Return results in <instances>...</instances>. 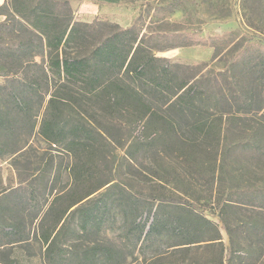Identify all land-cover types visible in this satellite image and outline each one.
Here are the masks:
<instances>
[{
    "label": "trees",
    "instance_id": "trees-1",
    "mask_svg": "<svg viewBox=\"0 0 264 264\" xmlns=\"http://www.w3.org/2000/svg\"><path fill=\"white\" fill-rule=\"evenodd\" d=\"M0 15L6 16L0 22V77L6 80L0 85V161L5 157L1 139L9 122L7 113L15 111L30 117L33 104L38 102L46 104L39 135L51 145H65L79 161L73 174L78 182L94 179L99 173L94 158L105 151L110 136L91 120L88 107L83 110L89 102L99 106L93 107L95 112L121 122L125 141L142 124L143 128L159 126L161 131L152 142L157 152L172 144L178 159L199 169L204 166L205 155L212 160L207 171L213 186L229 183L227 199L215 202L222 226L199 209L200 200L177 193L176 188L156 198L130 194L116 198L109 197L118 187L109 179L76 200H54L41 207L32 200H1L7 195L2 192L0 248L9 251L4 264H33L26 257L27 247L34 241L44 250L43 264H96L99 260L126 264L128 253L123 249L93 244L73 251L68 244L69 238L97 237L108 222L116 223L117 216L123 219L120 229L134 250L165 247L188 251L205 245L219 248L214 264H256L264 254V191L242 190L236 185L237 171L228 172L230 176L224 174L235 152L264 147V138L256 135L261 130L264 133L258 123L249 130L255 134L250 141L234 143L229 139V127L237 118L242 119L241 114L255 112L258 117L264 111V104L253 107L252 88H241L240 94L228 99L223 92L216 97L207 94L201 85L203 78L180 81L174 62L157 57L148 45L147 38L156 34L137 29L138 22L130 28L117 26V31L89 46L81 56L79 49L91 36L92 25L76 21L66 0H6L0 3ZM6 35L19 39L5 42ZM38 56L40 63L36 61ZM260 65L264 68V61ZM255 69L249 74H255ZM160 99L176 112L178 120L157 119L154 102ZM2 105H11L12 109L2 110ZM225 116L227 126L223 125ZM216 141L219 145L224 142L219 156L212 145ZM106 186L104 194L90 198ZM60 201L65 203L57 206ZM35 207L39 211L32 221L39 224L31 229L18 212ZM221 229L228 235V246ZM13 247L17 252L11 253Z\"/></svg>",
    "mask_w": 264,
    "mask_h": 264
},
{
    "label": "rangeland",
    "instance_id": "rangeland-1",
    "mask_svg": "<svg viewBox=\"0 0 264 264\" xmlns=\"http://www.w3.org/2000/svg\"><path fill=\"white\" fill-rule=\"evenodd\" d=\"M144 2L123 0L115 4H106L100 0H72L76 18L92 25L89 31L91 36L79 49L80 55L84 56L89 46L106 40L110 34L117 31V26H127L139 18L137 29H145L147 33L156 34L153 38H147L148 45L157 57L174 62L180 81L203 78L201 85L207 94L216 97L221 96L223 92L228 95V99L240 94L238 91L241 88L245 90L252 88L255 94L253 107L258 108L264 104V68L258 66L264 61V0ZM159 3L164 4L166 8L174 5L181 13L166 12L164 19L162 16L150 19L148 11L140 15L139 11L136 12L137 7L142 5L147 8ZM3 21L4 17H0V22ZM20 36L24 38L23 35ZM13 39L16 38L4 36L5 42ZM36 61L40 63L41 57H36ZM255 67L253 72L255 74L250 75L251 69ZM5 81V78L0 77V85ZM126 82L129 83V80ZM87 103L83 110L88 107L91 120L110 136L105 151L96 154L94 158V167L98 168V175L92 180L83 178L81 182L74 178V169L78 167L79 161L66 150L65 145H51L39 135L46 104L41 106L35 102L30 117L20 116L15 111L7 113L9 122L1 139L5 157L0 161V196L5 191L7 195L1 200L15 202L32 200L33 204L39 202L41 207L54 200H76L100 183L111 179L114 180L111 184L118 187L109 197L119 198L130 194L151 195L156 198L164 193L169 194L171 189L176 188L177 193L188 194L200 200L197 204L199 209L205 210L209 219L222 226L218 211L215 210V202L227 199L229 183L221 181L222 183L213 186L207 171L212 161H209V157L203 156L204 166L199 169L178 159L173 154L175 146L172 144L164 149L160 148L163 152H157L152 142L161 131L159 126L143 128L142 124L140 128L132 130L130 139L125 141L124 132L120 131L121 122L100 111L95 112V108L99 106ZM154 103V109L158 112L157 119H179L176 112L168 105H164L161 99ZM11 109V105H2V110ZM232 110L236 111L235 104ZM241 116L242 119L237 118L229 127L231 128L229 139L234 143L250 141L255 135L249 131L254 124L258 123L264 130V111L260 112L258 117L255 112ZM227 118L225 116L224 126H227ZM181 132L187 134L185 130ZM256 135L264 138L262 130ZM223 143L219 145L216 141L212 144L217 148L218 156L223 152ZM236 171L239 176L236 185L242 190L254 188L264 191V147L258 151L235 152L226 163L224 174L227 176L228 172ZM241 173L245 174L244 177L240 176ZM108 186L90 198L100 197ZM63 202H58L57 206ZM38 211L39 208L36 207L30 211L21 208L18 216L23 218L26 224H31L30 227L33 229L39 224V221H32ZM143 218L147 219V215ZM151 221L152 219L149 224ZM111 222H108L97 237L69 238V248L73 251L77 249L82 251L90 245L101 244L104 247L123 249L128 253L126 264H214L219 255L218 247L205 245L194 246L188 251L166 250L165 247L134 250L126 240L123 229H120L123 219L117 216L116 223L113 225ZM221 231L228 246V235L223 229ZM29 246L35 255L41 254V247L36 241ZM260 247L262 249L263 245ZM260 249L257 257L260 255ZM8 252L7 249L0 251V261L7 258ZM96 264L106 263L99 260ZM256 264H264V254Z\"/></svg>",
    "mask_w": 264,
    "mask_h": 264
},
{
    "label": "crops",
    "instance_id": "crops-1",
    "mask_svg": "<svg viewBox=\"0 0 264 264\" xmlns=\"http://www.w3.org/2000/svg\"><path fill=\"white\" fill-rule=\"evenodd\" d=\"M6 0H4L3 2H1L0 1V3L1 4H3L4 2H5ZM67 2H68V4H69V6H70V8L72 9V12H73V15H74V19L76 20V21H79L77 18H76V16H75V12H74V9H73V6H72V0H66ZM121 1H123V0H100V2H103V3H106V4H115V3H119V2H121ZM141 1H148V3H150V1L151 0H141ZM144 2V3H145ZM141 8V9H140ZM139 11V15H140V13H144V12H146V11H148L149 12V14H150V19L151 18H154V19H158V18H160V16H162L161 18L162 19H164L165 18V14H166V12L168 13L169 12V14H175V13H177V12H179V13H181V10L180 9H176V8H174V5H170V7L168 8H166V6H164V4H162V3H159V4H155V5H153V6H149V7H144V5H142L141 7H137V9H136V12H138ZM0 17H4V20L6 19V16H4V15H0ZM140 17V16H139ZM138 19L139 18H137L136 20H134L133 21V23L131 22V23H129L127 26H122L123 28H130V27H132L134 24H136L137 22H138ZM160 20V19H159ZM79 22H82V21H79ZM119 25V24H118ZM120 26V25H119ZM143 32H146V30L144 29V31ZM39 244V243H38ZM40 245V249H41V254L40 255H35V253H33L31 250H30V246H28L27 247V249H28V251H27V257L26 258H28V259H31L32 261H33V264H43L42 263V259H43V248H42V246H41V244H39ZM5 249H8V248H5V247H2V248H0V251H4ZM17 250H18V248H15V247H13L12 249H10V251H11V253H15V252H17ZM16 256H11V258L12 259H14ZM25 257V256H24ZM19 258H21V257H19ZM6 260H8L7 258L6 259H3V261H0V263L1 264H4L5 262H6Z\"/></svg>",
    "mask_w": 264,
    "mask_h": 264
}]
</instances>
